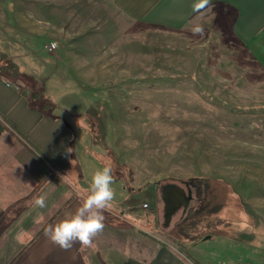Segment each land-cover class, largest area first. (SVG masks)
<instances>
[{
	"label": "rangeland",
	"instance_id": "obj_1",
	"mask_svg": "<svg viewBox=\"0 0 264 264\" xmlns=\"http://www.w3.org/2000/svg\"><path fill=\"white\" fill-rule=\"evenodd\" d=\"M118 18L110 0H0V47L19 63L32 54L22 68L39 75L38 90L67 114L88 116L87 152L113 169L112 187L146 190L156 202L153 223L137 213L127 216L128 226L155 236L190 213H213L224 225L239 222L238 241L249 232L262 239L264 68L220 23L199 32H136ZM46 44L56 49L47 52ZM51 77L61 92L49 94ZM188 183L205 184L202 204L166 221L160 187ZM134 200L129 195L112 209L150 210V202Z\"/></svg>",
	"mask_w": 264,
	"mask_h": 264
},
{
	"label": "crops",
	"instance_id": "obj_2",
	"mask_svg": "<svg viewBox=\"0 0 264 264\" xmlns=\"http://www.w3.org/2000/svg\"><path fill=\"white\" fill-rule=\"evenodd\" d=\"M110 2L122 26L136 32L149 27L185 33L220 23L223 32L264 68V0ZM2 48L0 52L17 65L24 83L19 86L0 75V264H264V236L255 238L249 232L243 236V242L238 241V221L184 232L179 227L170 231L163 227L155 236L140 227L128 226L127 216L137 213L153 223L159 207L146 198V190L138 191L145 193L146 197L141 198L140 194H133L134 190L129 192L126 184L111 186L115 197L111 207L103 212L105 227L94 238L92 247L75 244L64 251L52 245L44 229L75 213L88 194L93 174L105 165L87 152L91 123L88 116L67 114L64 106L38 90V84L43 85L39 75L22 68H28L30 63L26 60L32 54L19 63L17 56ZM52 77L47 81H51L49 94L57 87L61 92V85L53 82ZM34 92L40 94L37 101L29 98ZM46 104L49 107L41 110ZM129 195L135 199L132 202H150V210L127 211L130 205L124 210L112 209V205L118 206ZM40 196L45 197L44 208L34 206V199ZM199 229L205 235L194 241L179 236ZM164 233L167 242L159 238ZM148 236L155 241L148 240Z\"/></svg>",
	"mask_w": 264,
	"mask_h": 264
},
{
	"label": "clouds",
	"instance_id": "obj_3",
	"mask_svg": "<svg viewBox=\"0 0 264 264\" xmlns=\"http://www.w3.org/2000/svg\"><path fill=\"white\" fill-rule=\"evenodd\" d=\"M200 29H196L199 32ZM70 151V150H69ZM113 169L105 166L95 171L91 178L88 194L70 217L44 229V235L54 246L69 251L75 244L92 247L94 238L103 232V212L111 207L115 192L111 187ZM34 206L46 207L44 196L34 199Z\"/></svg>",
	"mask_w": 264,
	"mask_h": 264
},
{
	"label": "trees",
	"instance_id": "obj_4",
	"mask_svg": "<svg viewBox=\"0 0 264 264\" xmlns=\"http://www.w3.org/2000/svg\"><path fill=\"white\" fill-rule=\"evenodd\" d=\"M0 75L3 77L8 78L9 80H13L15 81V83H17V85L22 86V75L17 67V65L12 62L10 59L7 58V56L0 52ZM29 98L32 100L37 101L38 98H40V94L37 92L31 93V95L29 96ZM49 106L43 105L41 107V110H46ZM219 205H215L213 207H211L209 209V212L211 213V211H216L218 210ZM221 223L224 224L223 220H221V218L217 217L216 214L211 213L210 214V218L206 217V218H202V219H197L194 218V215H189L187 216V218H185L182 222L178 223V227L179 228H183L184 230L182 232H184L186 229L190 230V229H194L197 230L198 228H200V226H204V229H212L215 228L217 225H220ZM188 232V233H181L182 235L179 234L180 237H182L183 239L187 238L189 240H195L199 237H202L203 235H205L204 232Z\"/></svg>",
	"mask_w": 264,
	"mask_h": 264
},
{
	"label": "flooded vegetation",
	"instance_id": "obj_5",
	"mask_svg": "<svg viewBox=\"0 0 264 264\" xmlns=\"http://www.w3.org/2000/svg\"><path fill=\"white\" fill-rule=\"evenodd\" d=\"M205 184L201 183L198 187L192 183L181 185L166 184L160 187L161 202L164 205L163 210L165 213V203H175L174 214L181 211L182 214L187 215V212L194 211V209L202 204V192ZM159 191V190H158ZM181 192L183 196L180 198L178 193ZM200 204V205H199ZM193 213V212H192ZM165 215V214H164ZM189 215H192L191 213ZM188 215V216H189Z\"/></svg>",
	"mask_w": 264,
	"mask_h": 264
},
{
	"label": "water",
	"instance_id": "obj_6",
	"mask_svg": "<svg viewBox=\"0 0 264 264\" xmlns=\"http://www.w3.org/2000/svg\"><path fill=\"white\" fill-rule=\"evenodd\" d=\"M141 196V198H144L145 197V193L144 192H142L141 194H140ZM178 196L181 198L182 196H183V194L181 193V192H179L178 193ZM165 215H164V218H165V220L166 221H168L169 219H170V217H171V215L173 214V212H174V209L176 208L175 206V203H165Z\"/></svg>",
	"mask_w": 264,
	"mask_h": 264
},
{
	"label": "built area",
	"instance_id": "obj_7",
	"mask_svg": "<svg viewBox=\"0 0 264 264\" xmlns=\"http://www.w3.org/2000/svg\"><path fill=\"white\" fill-rule=\"evenodd\" d=\"M55 49H56L55 44H46L45 45V51H47V52H53ZM15 89H18V88L15 87ZM140 209L141 210H148L149 209V206H148V204H142L140 206ZM237 264H244V263L239 262Z\"/></svg>",
	"mask_w": 264,
	"mask_h": 264
},
{
	"label": "snow or ice",
	"instance_id": "obj_8",
	"mask_svg": "<svg viewBox=\"0 0 264 264\" xmlns=\"http://www.w3.org/2000/svg\"><path fill=\"white\" fill-rule=\"evenodd\" d=\"M205 2H206V0H205ZM203 5H201V7H202Z\"/></svg>",
	"mask_w": 264,
	"mask_h": 264
}]
</instances>
